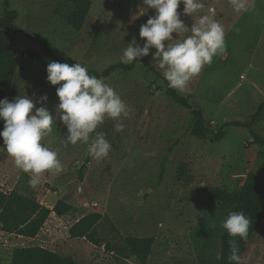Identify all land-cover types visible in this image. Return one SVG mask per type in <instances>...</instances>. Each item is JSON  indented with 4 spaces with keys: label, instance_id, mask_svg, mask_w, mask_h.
Masks as SVG:
<instances>
[{
    "label": "rangeland",
    "instance_id": "obj_1",
    "mask_svg": "<svg viewBox=\"0 0 264 264\" xmlns=\"http://www.w3.org/2000/svg\"><path fill=\"white\" fill-rule=\"evenodd\" d=\"M60 1L9 0L10 8L17 11L16 26L35 40L21 32L1 34L10 42L18 64L11 100L27 94L35 101L47 94L46 107L57 123L54 119L52 132L41 142L57 152L63 172L46 171L41 184L30 187V174L16 168L1 139L0 189H17L49 208L67 194L73 207L62 216L51 212L33 238L0 231V264H9L14 248L32 245L71 256L78 264H138L125 251V236L154 237L150 264H219L221 224L230 207L218 200V191H237L249 171L264 180L260 153L264 145L254 141L247 127L226 124L249 122L264 101V0H248L249 10L239 13L229 0H203L204 8L193 17L181 16L190 27L200 15L208 14L225 30V53L214 56L178 91L204 111L211 126L226 124L218 141L190 134V111L156 89L162 80L143 64L100 78L129 109V116L121 118L124 129L119 133L126 152L120 161L94 159L88 154V144L65 146L66 126L57 114L59 85L47 81L46 67L49 61L78 62L99 70L120 61L133 37L143 45L140 25L155 10L147 9L143 0H91L86 22L75 29L55 13ZM2 9L0 0V14ZM182 9L183 4L178 11ZM186 35L190 32L178 37L174 33L172 42ZM43 47L55 57L48 56ZM152 52L154 48L144 58L162 74ZM253 129L264 140V116ZM83 164L81 181L78 171ZM141 190L143 196L138 195ZM91 212L102 214L94 227L96 241L72 238L70 226ZM242 260L243 264H264V217Z\"/></svg>",
    "mask_w": 264,
    "mask_h": 264
},
{
    "label": "clouds",
    "instance_id": "obj_2",
    "mask_svg": "<svg viewBox=\"0 0 264 264\" xmlns=\"http://www.w3.org/2000/svg\"><path fill=\"white\" fill-rule=\"evenodd\" d=\"M234 11H248V0H229ZM147 9H153L154 15L140 25L139 37L128 43L120 56V62L131 64L152 52V58L158 60L155 65L162 70L168 87L183 91L188 82L198 75L205 65H210L214 56L226 51L225 30L217 20L208 14L200 15L189 27L182 15L193 17L204 8L203 0H143ZM183 4L182 11L178 7ZM183 39H175L181 33H189ZM175 37V38H176ZM46 79L56 88L59 98L57 114L59 121L66 126L65 146L79 143L88 144V154L96 160L109 155L111 143L103 132L96 129L106 118L115 121L114 130L123 131L122 117L129 116L127 104L113 87L95 75L81 63L69 65L67 62L49 61L46 67ZM63 82V83H61ZM47 94L37 100L29 95H18L12 100L0 99V120L3 129L0 137L6 153L13 158L17 169L30 174L28 184L36 188L46 171L59 174L63 165L57 152L42 144V139L52 132L56 116L46 107ZM39 103L41 106L37 107ZM57 123V119H55ZM95 133V135H93ZM143 190L138 195L143 196ZM251 224L243 211H231L222 222L230 239L229 264H243L242 255L236 237L246 240Z\"/></svg>",
    "mask_w": 264,
    "mask_h": 264
},
{
    "label": "trees",
    "instance_id": "obj_3",
    "mask_svg": "<svg viewBox=\"0 0 264 264\" xmlns=\"http://www.w3.org/2000/svg\"><path fill=\"white\" fill-rule=\"evenodd\" d=\"M90 7L91 0H61L54 9L55 13L69 25L75 29H80L86 22ZM16 17L17 11L10 8L9 0H3V9L0 14V99L7 97L11 100L15 92L13 82L18 68L11 44L1 32H21L31 40H35L29 33L20 30L16 26ZM43 48L48 53V56L55 57L50 50H46V47ZM139 63L148 68L156 78L162 80L163 84L156 85V89H162L164 96L190 111L189 130L191 135L218 141L222 139L225 134L223 130L224 125L232 124L247 127L254 141L264 145L262 136L253 129L257 122L264 116V101L258 105L249 122H231L214 127L207 122L204 111L199 107H193L187 96H183L179 94L177 90L169 88L168 82L164 79L163 75L153 65H150L148 60L144 57L131 64H124L120 61H116L99 70L88 69V72L90 75H95L98 78L107 77L116 70L121 72L132 71ZM114 124L113 120L106 118L96 131L103 132L111 143V149L107 157L120 161L124 157L126 149L120 133L114 130ZM2 129L3 121L0 122V130ZM93 135H95V133H93ZM1 139L3 138L0 137V140ZM260 153L264 156L263 152ZM85 168L86 164H83L78 171V179L81 181L84 177ZM217 198L230 207V212L243 211L251 220L247 239L243 240L236 237L240 248V254L242 255L246 250L253 232L264 217V180L258 173L249 171L245 176L243 184L237 191L227 192L226 190H220L217 193ZM72 207V204L68 201L67 194L58 198L54 205L49 208L41 204L36 198L25 195L17 189H12L9 192L0 189V231L33 238L39 233L51 212H54L57 216H62L70 212ZM101 218L102 214L97 212H91L81 216L70 226L68 230L69 235L72 238L85 237L95 242L96 238L93 236L95 231L94 227ZM229 239L230 237L227 231L223 229L218 256L219 264H229L227 260L230 254ZM123 240L125 243V251H127L128 256H133L138 264H146L154 242V237L125 236ZM118 253H120V250H118ZM9 264L78 263L71 256H63L46 247L32 245L14 248L11 252Z\"/></svg>",
    "mask_w": 264,
    "mask_h": 264
},
{
    "label": "crops",
    "instance_id": "obj_4",
    "mask_svg": "<svg viewBox=\"0 0 264 264\" xmlns=\"http://www.w3.org/2000/svg\"><path fill=\"white\" fill-rule=\"evenodd\" d=\"M60 187V186H59ZM62 191V189L60 188L59 189V192H61ZM153 244H154V242H153ZM153 246V245H152ZM152 249V248H151ZM150 254H149V256H148V259H147V262H146V264H150L151 262H150ZM159 258V257H158Z\"/></svg>",
    "mask_w": 264,
    "mask_h": 264
},
{
    "label": "built area",
    "instance_id": "obj_5",
    "mask_svg": "<svg viewBox=\"0 0 264 264\" xmlns=\"http://www.w3.org/2000/svg\"><path fill=\"white\" fill-rule=\"evenodd\" d=\"M92 205L95 206V205H97V203H93Z\"/></svg>",
    "mask_w": 264,
    "mask_h": 264
}]
</instances>
